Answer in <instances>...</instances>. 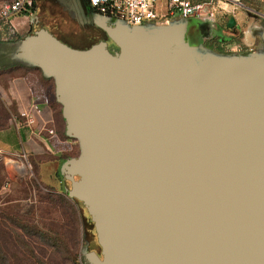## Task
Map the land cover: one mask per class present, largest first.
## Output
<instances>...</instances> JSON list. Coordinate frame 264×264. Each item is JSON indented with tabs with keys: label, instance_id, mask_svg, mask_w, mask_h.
<instances>
[{
	"label": "water",
	"instance_id": "water-1",
	"mask_svg": "<svg viewBox=\"0 0 264 264\" xmlns=\"http://www.w3.org/2000/svg\"><path fill=\"white\" fill-rule=\"evenodd\" d=\"M92 19L119 50L42 27L11 55L54 80L79 144L60 174L101 247L86 242L84 263L264 264V24L259 48L222 53L185 18Z\"/></svg>",
	"mask_w": 264,
	"mask_h": 264
},
{
	"label": "rangeland",
	"instance_id": "rangeland-1",
	"mask_svg": "<svg viewBox=\"0 0 264 264\" xmlns=\"http://www.w3.org/2000/svg\"><path fill=\"white\" fill-rule=\"evenodd\" d=\"M3 1L6 0H0V4ZM35 2L36 11L34 16L38 17L39 22L35 24L34 21L36 18H32L31 31L35 28L38 29L39 27L47 26L55 34L60 35L64 40L61 38L59 39L63 42L80 49L88 48L93 45V42L98 41L95 32H87L81 28L62 8H60V6H58L57 3L51 0H35ZM248 2L258 6L260 12L264 13V2L258 0H248ZM219 8L221 12L217 17V19H219L218 23L210 24V28L215 34L220 35L223 39H230L231 34L234 33L235 40L238 42H244L246 36L248 37L247 41H249V46L254 49L260 47L259 44L263 42V40L258 34H256V36L259 37L257 38L259 42L256 43L257 39L254 38L255 36H252L251 33L245 34L242 32L246 30L247 24L263 22L262 17H258L249 9L241 8L237 13L231 14L235 15V17L237 14L243 15L246 23L241 21L240 30H228L225 29V24L220 18H226L230 15L227 11L233 8V4L221 1ZM168 10V0H159L157 10L159 15L167 13ZM173 18L178 17L174 15ZM166 22L169 21L161 20L159 23ZM8 27V24L0 19V46H3V44L7 42H11V39L14 38L13 34H9L10 27L9 29ZM16 37L18 42L20 36ZM87 37L90 40L89 42L86 41ZM90 43L92 44L90 45ZM196 44L206 46L203 40H199ZM233 46H235V50L237 51V46L235 44ZM24 66L25 65L13 62L11 56L10 59L5 62L0 61V128L5 126L8 119L11 117L10 111L5 105V101L2 99L4 98V93L1 87H5L13 77L15 78L21 75L25 70H38L35 67L26 66L25 68ZM44 95L50 99V103H53L51 104L53 107V125L57 135L55 139H57L59 135L65 136V121L62 119L61 105L56 99L55 91L53 90V92H51L50 90L49 92L48 86L44 85ZM11 105L12 104H9L10 107ZM13 111L14 109L12 110L11 108V112ZM74 142V149L69 153L72 157L77 156L79 153V144L76 140H74ZM46 149L47 152L38 159L33 156L28 158L31 166L24 161L22 162L24 165L21 167H18L12 162L16 157L13 158L0 149V211L5 209L12 218L13 216H18L19 219L22 220L21 223L34 228L37 233L31 237L27 235L26 239L34 246L33 248L38 258L40 257V259L48 264H75L74 258L77 256V262L85 264L82 249L86 242L89 244V250H94L96 252L101 250L97 240L94 223L91 217L85 212L84 218H80L79 223H77L75 227L71 223L61 198V195L65 192V187H70L71 183L66 179L61 180L55 164L51 166V163L48 162L44 168L46 172L55 173V178L52 176L53 181L47 182L42 180L38 162L54 156L50 148ZM51 225L59 228V238H61L62 244L57 249L45 244V239L43 238V236L48 233V227ZM1 231L2 228H0V232ZM8 242V250L14 251V245L10 240Z\"/></svg>",
	"mask_w": 264,
	"mask_h": 264
},
{
	"label": "crops",
	"instance_id": "crops-1",
	"mask_svg": "<svg viewBox=\"0 0 264 264\" xmlns=\"http://www.w3.org/2000/svg\"><path fill=\"white\" fill-rule=\"evenodd\" d=\"M34 15L35 14L30 16L26 14L10 18L9 24L11 25V29L14 28L17 31V36L22 37V34L29 30L31 31L33 17L36 18L34 21L35 24L39 22L38 17ZM257 16L261 17L259 15ZM235 18L240 24L241 21L245 22V17H243V15L237 14ZM263 24L264 19L261 23L257 22L255 24L256 29ZM43 27L54 33L49 27ZM40 28L42 27H39L38 29ZM38 29H32L33 31L31 32L33 33ZM55 35L59 36L57 34ZM44 85L48 86L49 92L50 90L51 92H53V90L55 91V83L53 80L46 78L38 70H25L21 75H18L15 78L13 77L5 87H1L3 88L2 92L4 93V98L2 99L5 101V105L9 109L11 117L8 119L7 124L0 128V149L13 158L16 157L12 162L18 167H21L24 165L22 162H29L28 158L30 156L38 159L47 152L46 148H50L51 153L54 156L37 162L41 171L40 176L42 180L52 182V176L55 178V173H49L44 170L47 165L46 163H51V166H54L55 164L56 169L58 170L67 158L72 157L69 153L74 149L75 142L72 138L67 136L59 135L57 139H55L57 135L53 125V107L51 105L53 103H50V99L45 97ZM31 103H37L43 109V115L34 127V133L33 128L26 125L24 119L19 115L20 111L28 107ZM9 104H12L11 107ZM11 108L12 110L14 109L13 112H11ZM49 127L54 128V134H48L47 128Z\"/></svg>",
	"mask_w": 264,
	"mask_h": 264
},
{
	"label": "built area",
	"instance_id": "built-area-1",
	"mask_svg": "<svg viewBox=\"0 0 264 264\" xmlns=\"http://www.w3.org/2000/svg\"><path fill=\"white\" fill-rule=\"evenodd\" d=\"M34 0H6L0 4V19L9 25L10 18L18 14H28L32 16L34 11L29 10L27 5ZM92 8L97 12L109 17L111 20H123L130 25H142L146 23H159L161 20L170 21L174 15L177 17L201 20H214L221 12L220 2H229L233 8L227 13H237L241 8L249 9L255 15L264 19V13L260 12L258 6L250 4L248 0H168L169 10L163 15L158 13L159 0H88ZM264 2V0H258ZM11 28V26H9ZM249 50H254L251 48ZM24 119V123L33 128L37 125L43 115L42 107L37 103H31L19 113ZM48 134H54L53 127L47 128ZM31 166L30 162H26Z\"/></svg>",
	"mask_w": 264,
	"mask_h": 264
},
{
	"label": "flooded vegetation",
	"instance_id": "flooded-vegetation-1",
	"mask_svg": "<svg viewBox=\"0 0 264 264\" xmlns=\"http://www.w3.org/2000/svg\"><path fill=\"white\" fill-rule=\"evenodd\" d=\"M60 6L68 14L74 22H76L81 28L86 30L87 32H95L98 41L100 40H106L108 42V47L111 51L116 52L119 50L117 45L113 43V41L107 36L106 32L97 27L92 19L93 14L99 13L97 12L92 6L90 5L88 0H51ZM18 15H26V14H18ZM16 15V16H18ZM231 18H234V20L231 21ZM219 19L214 20H201L196 18H190L188 19V26H187V33L189 36V39L194 43H198L199 40H203L204 44L218 52L222 53H230L235 52V46H237V51H246L253 47L249 46V41H247V38L245 36L244 42H238L235 39L234 33L231 34L230 39H223L220 35L215 34L211 28V23H218ZM220 20L225 24V29L228 30H240L241 24L238 22V20L235 18V15L230 14L226 18L221 17ZM231 23V25L229 24ZM246 23V20H245ZM257 23V22H256ZM247 24V28L242 33H251L252 36H255L256 34V27L255 24ZM261 23V22H258ZM8 26H11L10 24ZM9 29V27H8ZM9 34H13L14 38L11 39V42H7L3 44V46H0V61H7L10 59V56L16 49V43H17V31L14 28H10ZM58 38L63 39L62 37L57 36ZM255 36L254 38H256ZM86 39V38H85ZM253 39V38H252ZM257 39V38H256ZM64 40V39H63ZM249 40V39H248ZM86 41H90L87 37ZM259 42V39H257V42ZM92 43H90L91 45ZM101 255V250L98 252Z\"/></svg>",
	"mask_w": 264,
	"mask_h": 264
},
{
	"label": "trees",
	"instance_id": "trees-1",
	"mask_svg": "<svg viewBox=\"0 0 264 264\" xmlns=\"http://www.w3.org/2000/svg\"><path fill=\"white\" fill-rule=\"evenodd\" d=\"M27 7L29 10H25L26 13L30 10L35 12L36 2L33 1L32 4H28ZM97 42L99 41H95L93 44ZM24 67L26 68V66ZM62 119L64 120L63 114ZM64 135L67 136L65 132ZM58 175L61 177V180L64 179V177L60 174V168L58 169ZM61 198L64 202V209L74 227L77 223H79L80 218H84V212L89 215L82 201L70 198L66 192H63ZM21 222L22 220L19 219L18 216H13L12 218V216H10L5 209L0 211V228H2V231L0 232V264H48L44 260L40 259V257H37L35 249L33 248L34 246H32L30 241L26 239L27 235L31 237L37 232L32 226H27ZM58 229V227L51 225L48 227V233L43 236L45 244L54 247L55 249L59 248L62 244V240L59 238ZM9 240L15 247L14 251L8 250ZM74 263L81 264V262H77V256L74 258Z\"/></svg>",
	"mask_w": 264,
	"mask_h": 264
}]
</instances>
